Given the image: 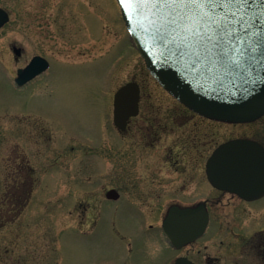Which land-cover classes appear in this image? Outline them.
<instances>
[{
	"label": "rangeland",
	"instance_id": "374dc122",
	"mask_svg": "<svg viewBox=\"0 0 264 264\" xmlns=\"http://www.w3.org/2000/svg\"><path fill=\"white\" fill-rule=\"evenodd\" d=\"M0 7L11 15L10 22L0 30L3 140L10 135L11 126L25 116L12 112L38 108L53 111L62 127L77 135L79 142L74 141L80 147L74 156L80 163L76 181L71 175L64 174L63 178L61 167H51L48 211L39 209L37 215L35 212L32 235L28 236L24 230L20 236L10 237L11 245L8 240L2 241L6 246L1 250L0 264L167 263L175 254L164 247L156 227L157 219L147 208L138 205L136 200L100 206L105 189L123 186L128 196H136L135 189L126 187L121 172L128 158L123 154L126 145L115 142V134L107 133L110 94L113 96L120 86L135 81L154 95L155 106L166 110L161 113L162 117L167 111H180L150 76L143 58L132 46L119 4L116 0H0ZM13 44L26 51L19 62L15 61ZM37 54L55 62L51 72L33 88L18 91L13 85L17 69ZM213 128L209 126V130ZM49 131L51 138L46 154L53 159L62 152L52 150L61 132L53 125ZM93 138L104 145L111 138L116 143L113 152L94 153L88 149L93 145ZM67 142L65 146H69ZM32 148L35 153V145ZM93 165L96 174H93ZM93 188L98 191L94 215L102 216L97 222L93 220ZM141 193L138 192L140 197ZM78 198L81 204L76 212L74 204ZM221 227H217L211 240L204 242L212 247L215 241L225 239L220 236L223 220Z\"/></svg>",
	"mask_w": 264,
	"mask_h": 264
},
{
	"label": "flooded vegetation",
	"instance_id": "af4514ba",
	"mask_svg": "<svg viewBox=\"0 0 264 264\" xmlns=\"http://www.w3.org/2000/svg\"><path fill=\"white\" fill-rule=\"evenodd\" d=\"M18 47L16 62L26 56L24 47ZM37 56L41 55L32 56L24 67ZM48 62L49 68L45 72L17 89L28 90L44 79L55 64ZM162 92L177 104L174 107L181 112L173 109L162 117L161 113L166 110L155 106L154 95L146 92L140 84L138 113L129 117L123 129L115 124V94H110L112 104L106 112L107 133L115 134V142L126 145L123 154L128 158L121 172L126 187L135 189L136 196H128L123 186L105 189L100 206L136 200L138 205L147 208L148 213L157 219L156 227L164 247L175 254L167 263L162 261L164 264H177L179 259L182 264H264V115L252 122H222L181 104L163 89ZM19 113L25 116L14 123L16 126H11L7 139L3 140L0 130V254L6 246L2 241L8 240L11 245L13 240L10 237L20 236L24 230L28 236L32 235L30 231L36 218L35 212L37 215L39 209L48 211L51 167H61L63 178L64 174L71 175L75 181L80 173V163L74 158L80 148L74 141L79 142L77 135L67 132L53 111L34 108L11 114ZM193 121L196 122L191 124ZM50 125L61 132L52 150L62 152L52 160L46 154L51 138ZM210 125L214 127L211 130ZM66 142L69 146H65ZM115 142L110 138L109 144L104 145L93 138V145L88 149L94 153L105 150L110 154L108 152H113ZM229 143L238 144L214 164L219 168L216 174L225 186L217 187L210 179V161L220 147ZM68 156L72 158L67 159ZM96 173L93 165V174ZM151 182L155 184L151 185ZM140 191L145 203L138 195ZM97 194L98 191L93 188V215ZM188 197L190 200H185ZM150 199L153 201L148 202ZM79 201L80 198L76 200L74 210L78 211ZM190 208L208 213L209 228L200 239L186 245L181 243V248L174 247L164 232V222L171 210ZM248 209L249 216L246 215ZM98 217L101 219L102 216L94 215L93 220L97 222L100 220H97ZM222 220L223 235L220 236L225 239L218 243L215 241L218 248L215 245L211 247L204 241L212 239L217 227L222 228Z\"/></svg>",
	"mask_w": 264,
	"mask_h": 264
},
{
	"label": "water",
	"instance_id": "95a60500",
	"mask_svg": "<svg viewBox=\"0 0 264 264\" xmlns=\"http://www.w3.org/2000/svg\"><path fill=\"white\" fill-rule=\"evenodd\" d=\"M118 1L133 43L151 74L180 102L229 122L264 114V0H244L241 5L228 6L231 10L215 21L200 17L193 4ZM224 2L217 0V11H224ZM9 21V13L0 8V29ZM36 68L30 65L20 70L17 81L25 83L40 70ZM135 89L129 84L120 92ZM136 113L137 107L129 115L120 110L119 119L126 121ZM203 213L200 209L181 211L189 223H180L179 227L190 236L204 232L207 220H202ZM195 220L201 222L202 230L190 229V223L197 228L199 222ZM166 232L175 239L171 231Z\"/></svg>",
	"mask_w": 264,
	"mask_h": 264
},
{
	"label": "snow or ice",
	"instance_id": "6c2138e0",
	"mask_svg": "<svg viewBox=\"0 0 264 264\" xmlns=\"http://www.w3.org/2000/svg\"><path fill=\"white\" fill-rule=\"evenodd\" d=\"M166 2L174 4H193L196 5V12L200 17L209 21H215L217 17H221L227 14L231 9L228 6L235 7V5H241L244 0H225L223 3V12L217 11L220 6L217 0H166Z\"/></svg>",
	"mask_w": 264,
	"mask_h": 264
}]
</instances>
